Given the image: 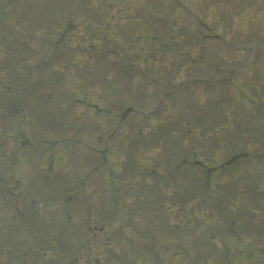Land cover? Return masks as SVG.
Segmentation results:
<instances>
[{
    "label": "rangeland",
    "instance_id": "rangeland-1",
    "mask_svg": "<svg viewBox=\"0 0 264 264\" xmlns=\"http://www.w3.org/2000/svg\"><path fill=\"white\" fill-rule=\"evenodd\" d=\"M69 4L0 0V264H264V0Z\"/></svg>",
    "mask_w": 264,
    "mask_h": 264
}]
</instances>
